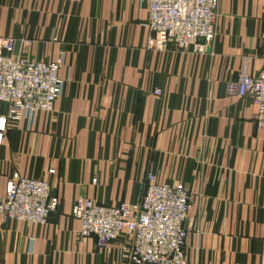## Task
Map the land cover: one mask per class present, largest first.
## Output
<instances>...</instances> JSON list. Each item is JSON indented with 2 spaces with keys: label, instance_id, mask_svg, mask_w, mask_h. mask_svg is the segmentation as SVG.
<instances>
[{
  "label": "crops",
  "instance_id": "crops-1",
  "mask_svg": "<svg viewBox=\"0 0 264 264\" xmlns=\"http://www.w3.org/2000/svg\"><path fill=\"white\" fill-rule=\"evenodd\" d=\"M219 14L199 55L149 46L147 0H0L15 56L65 54L54 111L8 121L0 144V200L19 174L48 182L59 204L47 225L0 215V264H135L125 239L81 237L72 210L80 198L136 204L149 173L191 192L188 264H264V126L250 98L227 92L245 58L263 67L264 0H219Z\"/></svg>",
  "mask_w": 264,
  "mask_h": 264
},
{
  "label": "built area",
  "instance_id": "built-area-1",
  "mask_svg": "<svg viewBox=\"0 0 264 264\" xmlns=\"http://www.w3.org/2000/svg\"><path fill=\"white\" fill-rule=\"evenodd\" d=\"M149 28L153 32L149 46L164 49L169 43L194 54H206L217 38L219 0H147ZM23 47L31 42L24 40ZM15 40L0 36V102L7 104V114H0V144L8 121L54 111L63 95L65 80L59 75L65 62L61 53L51 62H32L15 56ZM230 96L250 98L257 111L253 119L264 126V52L263 67L253 74L245 58L238 78L227 85ZM157 90L158 96L162 95ZM51 169L50 173L55 174ZM96 182V178L94 179ZM59 199L51 196V186L44 180L14 174L8 181L6 195L0 200V215L5 222L22 221L47 225L57 210ZM191 192L182 183L160 184L154 174L136 204L105 206L89 199H77L72 216L81 223L83 238L95 236L100 248L125 239L124 249L135 264H188L184 226L191 209Z\"/></svg>",
  "mask_w": 264,
  "mask_h": 264
}]
</instances>
